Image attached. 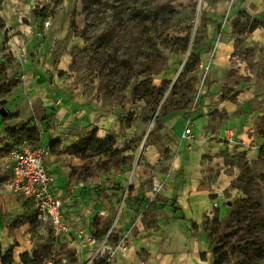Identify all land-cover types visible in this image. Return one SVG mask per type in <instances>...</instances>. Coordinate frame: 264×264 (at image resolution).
<instances>
[{
    "label": "rangeland",
    "instance_id": "374dc122",
    "mask_svg": "<svg viewBox=\"0 0 264 264\" xmlns=\"http://www.w3.org/2000/svg\"><path fill=\"white\" fill-rule=\"evenodd\" d=\"M245 1L0 0V249L14 247V264L24 252L33 264H212L216 247L224 264H264L245 256L250 240L264 250V27L249 30L264 2ZM148 76L158 103L132 99ZM93 130L105 152L71 155ZM23 140L49 147L69 234L13 184ZM190 163L204 192L190 201L208 206L198 216L178 200Z\"/></svg>",
    "mask_w": 264,
    "mask_h": 264
},
{
    "label": "built area",
    "instance_id": "2783aa9c",
    "mask_svg": "<svg viewBox=\"0 0 264 264\" xmlns=\"http://www.w3.org/2000/svg\"><path fill=\"white\" fill-rule=\"evenodd\" d=\"M49 22H46L48 25ZM190 127L184 130V137L191 134ZM49 147L33 150L27 140L13 150L11 163L13 167V184L23 196L25 203L34 207V215L50 223L55 231L69 234L71 224L65 219V203L63 194L56 190V176L46 164V153ZM79 236L82 233H78ZM91 245L95 242L92 237L87 240ZM98 250L97 253H104Z\"/></svg>",
    "mask_w": 264,
    "mask_h": 264
},
{
    "label": "trees",
    "instance_id": "16d2710c",
    "mask_svg": "<svg viewBox=\"0 0 264 264\" xmlns=\"http://www.w3.org/2000/svg\"><path fill=\"white\" fill-rule=\"evenodd\" d=\"M139 22L144 25V20L147 17V14L143 12V9L140 8L139 10ZM240 17L246 16L250 17V14L247 12H241ZM264 27V22L259 18H253V20L249 24V30L254 31L257 28ZM187 48V47H186ZM127 60V59H126ZM126 60H122L121 62L118 61V66L121 65V63H125ZM199 63V57L197 56L196 62L192 67L197 66ZM132 69L133 66L131 65ZM191 66L186 64V69L190 68ZM131 73L128 75V78L126 79V85L128 86V83L130 82ZM150 75V74H148ZM232 87H229V90L232 91ZM164 96L163 90L161 86L155 85L152 82L151 76L144 77L142 80L138 81L132 88V99L134 101H150L153 100L155 103H158L162 97ZM108 137H104L102 139H97L96 136V130H93L89 135L81 137L75 146H73L69 151L71 155L80 157L82 159H87L90 157V155L100 152H105V145L107 143ZM61 143L60 141H53L50 145V151L53 155L59 154ZM115 166H112V168ZM240 176L238 177V179ZM248 249L251 251V254L249 252H246L245 256L246 258L255 257L257 259H263L264 258V250L261 246H258V243H256L255 240H250L248 242ZM13 246L11 245L5 252H2L0 249V261L1 264H14V251ZM214 253V261L212 264H224L227 260L226 253L223 252L222 247H216L213 249ZM203 256V255H202ZM205 256V255H204ZM20 258L23 264H33L34 259L29 255L28 252H24L20 254Z\"/></svg>",
    "mask_w": 264,
    "mask_h": 264
},
{
    "label": "crops",
    "instance_id": "0c3cea01",
    "mask_svg": "<svg viewBox=\"0 0 264 264\" xmlns=\"http://www.w3.org/2000/svg\"><path fill=\"white\" fill-rule=\"evenodd\" d=\"M264 0H246L245 1V7H247V9L249 11H252L248 4H252V5H259L258 9L261 7V5L263 4ZM258 9L256 11H258ZM256 11H252V12H256ZM229 45H224V46H221L220 47V51L218 52V56H217V59H225L224 57V52H225V49L228 48ZM220 56V57H219ZM220 59V60H221ZM54 158V157H52ZM45 162H46V159H45ZM46 164L52 169L53 171V166L52 165H49L48 162H46ZM197 164V163H196ZM196 164H192L190 163V165H188V168H190V170H188L187 172V180H184L183 183L181 184L180 186V193H179V198L178 200L180 201L181 205L183 206V208L185 210H187V207H189L192 211V213H194L196 216H198L199 214H201V212H203L206 207V204L205 206L203 205V201H200V200H197L195 202H191L190 198L192 195H197V194H201V193H204L202 191V189L200 190L199 189V178H198V174L200 173V170H198V167L195 168ZM221 177V176H220ZM220 182H221V185H225L224 187H227L229 185V183L231 182L232 178L230 177H222V178H219ZM56 190L61 193V194H64V191L62 188L58 187L57 185V181H56ZM191 195V196H190ZM66 204V203H65ZM65 219L71 224L70 220L68 219L69 217V214H68V208L66 207L65 205ZM0 242H2V226H0ZM28 251V249L26 250ZM196 252H197V249H194L191 254L193 256L196 255ZM178 257V256H176ZM176 259V260H175ZM175 259H171V261L169 262V264H177L178 263V260L179 258H175ZM202 261H206V260H203ZM207 263V261L205 262Z\"/></svg>",
    "mask_w": 264,
    "mask_h": 264
},
{
    "label": "water",
    "instance_id": "95a60500",
    "mask_svg": "<svg viewBox=\"0 0 264 264\" xmlns=\"http://www.w3.org/2000/svg\"><path fill=\"white\" fill-rule=\"evenodd\" d=\"M1 113H2V115H4V116L7 114V112H6L5 110H2Z\"/></svg>",
    "mask_w": 264,
    "mask_h": 264
},
{
    "label": "bare ground",
    "instance_id": "6f19581e",
    "mask_svg": "<svg viewBox=\"0 0 264 264\" xmlns=\"http://www.w3.org/2000/svg\"><path fill=\"white\" fill-rule=\"evenodd\" d=\"M220 57V56H219ZM221 59V58H220Z\"/></svg>",
    "mask_w": 264,
    "mask_h": 264
}]
</instances>
